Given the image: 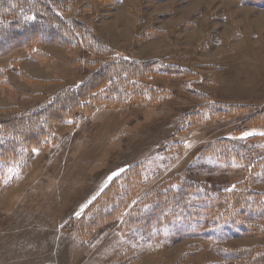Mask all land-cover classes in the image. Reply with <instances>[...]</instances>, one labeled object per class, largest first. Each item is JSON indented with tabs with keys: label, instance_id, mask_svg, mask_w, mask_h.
Listing matches in <instances>:
<instances>
[{
	"label": "rangeland",
	"instance_id": "obj_1",
	"mask_svg": "<svg viewBox=\"0 0 264 264\" xmlns=\"http://www.w3.org/2000/svg\"><path fill=\"white\" fill-rule=\"evenodd\" d=\"M45 1L61 18L86 24L113 57L158 59L185 74L150 82L166 93L158 102L101 106L54 127L51 142L0 193V264H176L181 257L182 264H206L220 260L217 247L264 245V238L237 237L214 225L204 218L211 211L187 226L154 222L127 231L120 228L123 213L85 240L78 234L102 190L138 164L143 186L129 207L158 187L176 188L188 179L211 194L239 182L264 192V172L249 167L264 157V0ZM38 48L49 60L18 63L24 77L12 62L27 59L25 50L0 58L12 86L0 87V108L8 109L0 118L78 85L88 74L83 62L96 60L81 50ZM204 105L246 109L188 126L187 114ZM223 138L245 148L248 165L200 158L208 144Z\"/></svg>",
	"mask_w": 264,
	"mask_h": 264
},
{
	"label": "trees",
	"instance_id": "obj_2",
	"mask_svg": "<svg viewBox=\"0 0 264 264\" xmlns=\"http://www.w3.org/2000/svg\"><path fill=\"white\" fill-rule=\"evenodd\" d=\"M41 45L81 50L96 60L83 62L88 74L78 85L61 89L32 110L0 118V193L20 179L34 152L51 142L55 126L68 125L77 115L90 116L101 106L119 108L139 101L158 102L166 93L150 82L185 74L158 59L135 61L113 57L110 48L98 40L86 24L61 18L45 0H0V58L17 49L25 50L27 59L12 62V69L23 76L18 63L25 60L46 63L49 60L38 48ZM8 72V69L0 68V87L12 89ZM245 109L243 106L204 105L187 114L185 119L192 127L200 119L209 121ZM7 111L0 108V114ZM247 155L243 146L226 138L208 144L200 152V158L214 159L226 167L248 165ZM249 167L257 173L264 172V157L252 160ZM9 171L13 175L5 178ZM142 186L143 171L139 164L113 178L81 218L79 237L85 240L111 225L123 213L120 228L127 231L148 228L154 222L173 221L187 226L202 211H211V216L204 218L214 225L235 230L237 237L264 238V192L249 190L248 183L239 182L211 194L200 191L188 179L179 182L176 188L158 187L129 207ZM156 212H160L158 217H155ZM215 253L220 260L206 264H264V245L217 247ZM185 261L186 258L181 257L176 264Z\"/></svg>",
	"mask_w": 264,
	"mask_h": 264
}]
</instances>
